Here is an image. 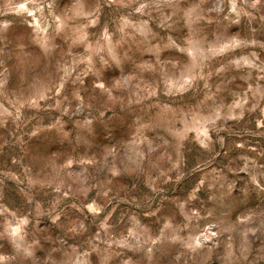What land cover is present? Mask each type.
Masks as SVG:
<instances>
[{"label": "rangeland", "instance_id": "1", "mask_svg": "<svg viewBox=\"0 0 264 264\" xmlns=\"http://www.w3.org/2000/svg\"><path fill=\"white\" fill-rule=\"evenodd\" d=\"M0 264H264V0H0Z\"/></svg>", "mask_w": 264, "mask_h": 264}]
</instances>
